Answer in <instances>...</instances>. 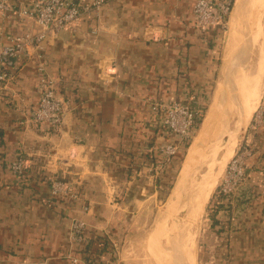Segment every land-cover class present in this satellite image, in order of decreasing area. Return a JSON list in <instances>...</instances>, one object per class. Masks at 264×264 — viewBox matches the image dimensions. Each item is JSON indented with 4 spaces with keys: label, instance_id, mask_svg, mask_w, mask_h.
Returning a JSON list of instances; mask_svg holds the SVG:
<instances>
[{
    "label": "crops",
    "instance_id": "crops-1",
    "mask_svg": "<svg viewBox=\"0 0 264 264\" xmlns=\"http://www.w3.org/2000/svg\"><path fill=\"white\" fill-rule=\"evenodd\" d=\"M6 1L1 44L39 31L34 20L20 15L35 0ZM76 1L104 5L98 15L31 50L28 59L16 62L13 79L0 85V264H94L109 258L111 264H129L135 226L157 201H166L156 184L162 175L154 177L146 168L149 150L162 145L160 120L151 107L196 103L204 122L215 92L226 83L228 45L221 48L219 28L193 29L195 0ZM256 1L246 15L245 41L259 25L264 30V0L252 10ZM260 45L264 52L261 41L258 56ZM43 64L66 101L64 124L56 132L29 115L40 101ZM211 118L196 134L202 142ZM247 140L251 175L226 264H264V127ZM22 156L39 162L27 182L9 170ZM58 175L73 196L52 193L50 180ZM74 219L87 227L80 245L71 241Z\"/></svg>",
    "mask_w": 264,
    "mask_h": 264
},
{
    "label": "rangeland",
    "instance_id": "rangeland-1",
    "mask_svg": "<svg viewBox=\"0 0 264 264\" xmlns=\"http://www.w3.org/2000/svg\"><path fill=\"white\" fill-rule=\"evenodd\" d=\"M252 3L253 0L249 2L244 17H246V15L248 14ZM238 17L239 12L233 11L229 20L228 28L225 31H222L223 38L221 40V48L223 47L224 49L225 44L226 46L228 45L226 53L233 50L231 49V45L235 43V39L232 35L233 33H236L237 27L241 22ZM262 24L264 26V15ZM259 40V42L262 41L264 43V30ZM243 41L244 39L238 45L236 43V51H238V54L243 52ZM242 55L243 54H241V56ZM250 68H253V70L255 71L253 72ZM248 70L252 73H255L257 71L256 73L258 75L256 73V76L254 74H249ZM247 75H249L250 78ZM246 76L248 77V80ZM236 82L238 84L239 89V105H237L236 101H232V132L228 137L221 141L218 149H216L213 156L200 163L199 166L197 165V169L192 174V178L194 177L192 180L197 184L203 182L204 180H209L208 183L204 186L206 187L205 189H208L211 193L209 194V197L206 196L203 203L202 201H200L202 193L199 194V201L201 205L199 217H197L196 221H191L192 226H189L186 231L187 233H185V236L184 234L182 235V241L185 245L184 251L189 264H226L228 262V251L230 248H228L227 243H229L231 235L236 230L234 228V225H236V214L238 213V210L240 208L238 204H240V198L242 197V193L244 192L243 189L248 184L251 175V167H249L248 163L249 159L251 158L252 152H248L250 151L252 144L251 142H249V140H247V137L249 135H253V133L256 132L258 129L264 127V125H260L262 123L258 122L259 119L255 117L256 115H254V120L252 119L253 122L250 121L253 111L257 109V114L258 111H261V107L264 103V52L261 49V45L259 49L258 59L256 58L254 61L249 59L248 62H246V66L238 70V74L236 75ZM248 82L250 83V87ZM253 85L255 86V88H253ZM242 87H245L246 90H248L247 88H249L250 91L248 90L247 92L246 90H243L244 88L242 89ZM222 89L223 87H221L220 89H218V91L215 92L208 114L204 122L201 121L199 129L201 128L200 126H202L203 128L207 124L208 117L214 114L213 112H215L218 108ZM249 92L250 94L248 96L247 93ZM243 93L244 95H246L245 97L242 96ZM244 100L246 101V105H242L244 104ZM240 107H242V109ZM247 111L249 112L248 116ZM242 113L243 119L245 113L247 117L246 122L243 120L245 123L244 125L242 124L243 121H239V119H242ZM222 129L223 127L220 125V130L222 131ZM198 132L199 131L197 130L193 140L185 151L184 159L186 158L188 153L190 156L192 155L194 143L196 142V139L199 136V134L196 136ZM239 151H243L244 154L242 156V159H239L240 161L236 164V166L234 165V163L236 162V159L239 156ZM183 162L181 163L180 169L177 173L179 177L181 174L180 171L182 169ZM235 167L237 169L240 167L243 168L244 177L239 178ZM224 189H231L230 195L226 197L225 201L226 211H222L218 216V218H220L221 221L224 222V224L223 226L214 227V221L211 220V215L214 213L216 207L221 205L220 200L215 199V197L216 194L220 195L221 193H223L222 191ZM170 192L168 193L165 202L157 201V204L151 207L149 209V212L144 213L145 216H142L143 219L138 223L139 226H135V233L138 236H136V234L134 233L135 236L132 237L133 248L127 252V263L129 262V264H172L171 258L173 249L172 240L170 239L172 231L170 225L172 223L166 217V212L169 205L168 197L170 195ZM186 207L187 206H182V208L178 211L176 218L173 220V224L178 228V230L186 226L187 219L194 220V218H196V215H191L190 212L186 214L189 211V208ZM223 228L226 229L222 233H219L218 230H222ZM137 237L140 238L139 243L136 240ZM160 251H163L164 253H161ZM159 252L161 253V255L159 254Z\"/></svg>",
    "mask_w": 264,
    "mask_h": 264
},
{
    "label": "built area",
    "instance_id": "built-area-1",
    "mask_svg": "<svg viewBox=\"0 0 264 264\" xmlns=\"http://www.w3.org/2000/svg\"><path fill=\"white\" fill-rule=\"evenodd\" d=\"M235 3L236 0H195L193 29L199 33L212 28L225 31L229 26ZM103 5L104 1L81 5L76 0H35L29 8L23 9L20 15L34 20L39 31L16 37L8 45L0 43V85L7 84L13 79L12 71L18 60L28 59L31 50L39 48L44 41L70 29L84 18L98 15ZM9 9L7 1L0 0V10L6 12ZM38 72L40 74L38 85L40 101L37 109L29 112V115L34 122L46 124L52 131H60L64 124L66 101L60 95L58 83L46 73L44 64L38 68ZM195 104L192 102L187 104L169 102L155 103L151 107L152 112L160 120L157 139L162 144L156 149L149 150L151 158L149 157L150 160L146 168L154 177L163 175L172 165L175 156L193 140L203 114L200 108L194 106ZM255 117L259 119V123H262L260 125H264V103L261 111H258ZM251 152L250 148L248 153ZM243 154V151H239L234 165L239 163ZM32 164L27 157L22 156L9 165V170L22 182H27ZM236 171L239 178L244 177L242 167L236 168ZM50 182L54 195L73 196L68 188V183L62 178L54 176ZM230 191L231 189H224L222 194L228 197ZM86 229L85 221L74 219L71 224V241L78 245L84 243ZM94 264L104 263L96 262Z\"/></svg>",
    "mask_w": 264,
    "mask_h": 264
},
{
    "label": "water",
    "instance_id": "water-1",
    "mask_svg": "<svg viewBox=\"0 0 264 264\" xmlns=\"http://www.w3.org/2000/svg\"><path fill=\"white\" fill-rule=\"evenodd\" d=\"M249 0H238V5L248 4ZM248 20V16L241 19L237 31L234 34L235 43L237 45L244 39ZM238 50V49H237ZM235 48L230 51L229 62L226 68V83L223 87V93L221 95L218 108L214 112L211 118L209 127L204 135L203 143L196 153L195 157H191L189 153L186 156L185 164L181 172H183L188 167H195L202 163L203 161L209 159L213 156L216 149H218L222 140L230 135L231 129V106L232 101H236L237 105L239 104V89L236 82V75L240 69V59ZM220 125L223 127L222 131L220 130ZM242 125V124H241ZM213 140V141H212ZM188 188L186 182H180L177 180L170 195H169V205L166 212V217L171 221V235L170 239L172 240V264H189L185 251L184 243L182 241V236L179 233L178 228L173 224V220L176 218L178 211L182 208L184 198L180 195V192L184 188Z\"/></svg>",
    "mask_w": 264,
    "mask_h": 264
},
{
    "label": "bare ground",
    "instance_id": "bare-ground-1",
    "mask_svg": "<svg viewBox=\"0 0 264 264\" xmlns=\"http://www.w3.org/2000/svg\"><path fill=\"white\" fill-rule=\"evenodd\" d=\"M251 0H249L248 1V4H249V2H250ZM248 4L246 5H244V4H242V3H240L239 4V7H238V9H237V11L239 12V17H238V19L239 20H241V19H243L244 18V15H245V13H246V11H247V6H248ZM258 4H259V0H257L256 1V3L254 4V6H253V8H252V10H255L256 8H257V6H258ZM250 23H251V20H250ZM261 35H262V28H261V26L259 25L258 26V29H257V31H256V33H255V35H250V37H248V39L245 41V37H244V44H243V52L242 53H239L238 55H239V59H240V66H241V68L242 67H245L246 66V62H248L247 60H255V58H258L257 56H258V50H257V43H258V41H259V39H260V37H261ZM245 36H246V33H245ZM241 54H243L242 56H241ZM249 58V59H248ZM259 63V62H258ZM256 66V65H255ZM251 69V68H250ZM249 69V70H250ZM248 70V71H249ZM253 72L255 71V70H253V68L251 69ZM261 70V69H260ZM257 72V71H256ZM255 72V73H256ZM255 73H252V72H250L249 71V74H254L255 75ZM242 74V73H241ZM257 74V73H256ZM260 74V73H259ZM251 75V76H252ZM258 75V74H257ZM247 76H249V75H247ZM246 76V78H247V80H248V77ZM256 76V75H255ZM249 78H250V76H249ZM255 80V79H254ZM253 80V81H254ZM258 80V79H257ZM256 80V81H257ZM259 81V80H258ZM249 83V82H248ZM252 83V82H251ZM241 84H243V83H241ZM254 84H255V82H254ZM254 86V85H253ZM252 86V87H253ZM221 87H223V86H221ZM249 87H250V83H249ZM244 88V89H243ZM247 88V87H246ZM253 88H255V86L253 87ZM252 88V89H253ZM242 89L243 90H246L245 89V87H242ZM248 90H249V88H247ZM251 89V88H250ZM248 90H246L247 92H248ZM254 90V89H253ZM250 91V90H249ZM243 92V91H242ZM252 92V91H251ZM222 93H223V90L221 91V94H220V99H221V95H222ZM246 93V92H245ZM248 94V96H249V94H250V92L249 93H247ZM242 96H246V95H244V93H243V95ZM243 99H245V98H243ZM244 102V104H242V105H246V101L244 100L243 101ZM248 102V101H247ZM243 107H246V106H243ZM211 110H213V109H211ZM214 110H215V108H214ZM250 111V110H249ZM248 112V111H247ZM214 113V112H213ZM211 114V113H210ZM246 114V113H245ZM244 114V121L246 122V115ZM248 114H249V112L247 113V116H248ZM252 114V113H251ZM213 115V114H212ZM212 115H210L209 117H208V119L209 118H211L212 117ZM207 121H209V120H207ZM239 121H240V119H239ZM245 124V123H244ZM203 138H204V135H203ZM202 140H201V135H199L198 137H197V139H196V142L194 143V146H193V149H192V155H191V157H195V155H196V153H198V150H199V148L201 147V145H202ZM200 164V163H199ZM199 164H198V166H199ZM198 166H196V168H192V167H188L187 169H185L183 172H181V174H180V177L178 178V180H180V182H186L187 183V185H188V188H184L181 192H180V195L184 198V202H183V206H187L188 208H189V211L186 213V214H188L189 212H190V214L192 215H196V218H194V220H191V219H187V223H186V226L185 227H182L180 230H179V233H180V235L182 236L183 234H184V236H185V233H187L186 231H187V229L189 228V226L191 227L192 225H191V221H196V219H197V217H199V213H200V209H201V205H200V201H202V203H203V201H204V199L206 198V196L207 197H209V194L211 193L208 189H205L206 187L204 186L205 184H207L208 183V181L209 180H204L203 182H200V183H196V182H193V178H192V174L195 172V170L197 169V167ZM214 181H215V179H214ZM213 183V182H212ZM209 184H210V182H209ZM214 184H215V182H214ZM210 186V185H209ZM194 187V188H193ZM204 187V188H203ZM204 189V190H203ZM213 190V189H212ZM201 191H203V192H201ZM200 193H202L201 194V199H200V201H199V194ZM197 199H198V201H197ZM207 200V199H206ZM186 207V208H187ZM202 207H203V205H202ZM185 208V209H186ZM184 209V210H185ZM187 210V209H186ZM195 225H196V223H195ZM190 234V233H189ZM189 238V237H188ZM186 244V243H185ZM185 246V245H184Z\"/></svg>",
    "mask_w": 264,
    "mask_h": 264
},
{
    "label": "trees",
    "instance_id": "trees-1",
    "mask_svg": "<svg viewBox=\"0 0 264 264\" xmlns=\"http://www.w3.org/2000/svg\"><path fill=\"white\" fill-rule=\"evenodd\" d=\"M199 125L197 127V130L199 129ZM189 145L190 144L185 145L183 147V150L175 156V158L173 159L172 165L167 169V171L160 177L161 179L158 180L156 183L158 186L157 189L159 190L160 193H162L164 200L166 199L168 193L171 190V186L174 182L175 175L178 173V171L180 169V165L183 162V159L185 156V151L187 150ZM38 163H39L38 160H34L33 164H32L33 165L32 168L34 169V166H36V164H38ZM57 177L59 179L62 178V176H60V175H58ZM32 178H34V171H32V169H31V175L27 179L32 180ZM62 179L66 181V179H64V178H62ZM215 199H219L221 202V205L216 207V209L214 210V213L211 215V220L214 221V227L223 226L224 222L221 221V219L218 218V216L222 211H224V210L226 211V206H225L226 196L223 195L222 193L220 195L216 194ZM225 229L226 228H223L222 230H218V231H219V233H222ZM109 260H107V262L103 261V263L104 264H110V262L112 263L110 258H109Z\"/></svg>",
    "mask_w": 264,
    "mask_h": 264
}]
</instances>
